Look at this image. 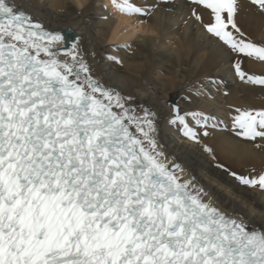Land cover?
Masks as SVG:
<instances>
[{"label":"snow or ice","instance_id":"snow-or-ice-1","mask_svg":"<svg viewBox=\"0 0 264 264\" xmlns=\"http://www.w3.org/2000/svg\"><path fill=\"white\" fill-rule=\"evenodd\" d=\"M169 2L110 0L104 7L139 31ZM187 3L184 23L219 42L241 82L264 86V73L247 68L264 64V38L244 28L243 0ZM250 4L264 15V0ZM68 7L81 13L91 4L71 0L59 11ZM205 96L198 89L171 103L168 125L241 185L264 192V173L238 174L205 143L229 127L197 107ZM229 108L233 135L264 152V107ZM160 132L156 112L101 81L78 37L69 41L0 0V264H264V226L221 206L195 174L197 161L167 148Z\"/></svg>","mask_w":264,"mask_h":264},{"label":"bare ground","instance_id":"bare-ground-1","mask_svg":"<svg viewBox=\"0 0 264 264\" xmlns=\"http://www.w3.org/2000/svg\"><path fill=\"white\" fill-rule=\"evenodd\" d=\"M10 2L31 11L50 28L60 30L69 41L78 37L84 58L103 83L133 95L137 104L158 114L162 143L183 156L185 162L197 161L195 174L208 185L209 194L229 210L235 209L241 215L247 212L246 219L258 229L264 226V192L241 185L226 171L217 168L203 148L186 143L181 132L167 123L171 103L181 101L189 92L206 90L210 97L205 96L197 107L217 116L229 127L217 128L205 141L219 151L220 157L232 163L236 168L231 170L238 174L254 177L264 173V152L233 135L227 122H231L232 114L229 105L264 107V86L241 82L222 55L219 42L210 38L199 25L193 26L191 21L184 23L190 15L187 0H170L149 20L147 27L139 26V31L128 23L129 17L104 7L110 0H88L91 7L79 15L72 7L59 11L61 4H69L71 0ZM243 3L241 22L244 28L253 38H264V15L250 4V0H243ZM204 19L207 20L206 14ZM123 41L131 42L132 49L115 47L116 55L111 54L113 45ZM111 56L122 59L123 66L117 64L118 69L111 68ZM247 68L256 74L264 73V64L259 62L249 61Z\"/></svg>","mask_w":264,"mask_h":264},{"label":"rangeland","instance_id":"rangeland-1","mask_svg":"<svg viewBox=\"0 0 264 264\" xmlns=\"http://www.w3.org/2000/svg\"><path fill=\"white\" fill-rule=\"evenodd\" d=\"M112 8V7H111ZM113 10V9H112ZM78 13V12H77ZM80 13H78V15H79ZM112 43H115V42H113L112 41ZM109 46H111L110 44H108ZM109 46H107V47H109ZM111 48V47H110ZM116 50V48L114 47L113 48V50H112V52H111V54H114V55H116V53L114 52ZM115 62H111L110 63V66H111V68H113V69H118V65L117 64H114ZM227 122H229V124H231V122L230 121H227ZM206 142V144L210 147V143L208 142V141H205ZM213 150H214V152H215V154H216V159L220 162V163H223V164H225L228 168H236V167H234L233 165H232V163H230V162H228L227 160H225L224 158H222V157H220V153H219V151H217L215 148H212ZM204 150V149H203ZM205 151V150H204ZM206 152V151H205ZM207 153V152H206ZM208 154V153H207ZM252 175V174H251ZM254 177H256V176H254Z\"/></svg>","mask_w":264,"mask_h":264}]
</instances>
